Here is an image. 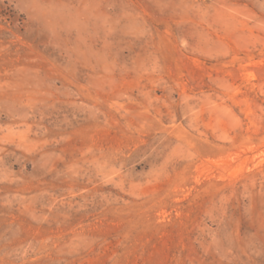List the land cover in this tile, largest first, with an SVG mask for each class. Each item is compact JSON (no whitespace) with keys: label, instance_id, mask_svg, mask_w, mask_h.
<instances>
[{"label":"rangeland","instance_id":"obj_1","mask_svg":"<svg viewBox=\"0 0 264 264\" xmlns=\"http://www.w3.org/2000/svg\"><path fill=\"white\" fill-rule=\"evenodd\" d=\"M0 264H264V0H0Z\"/></svg>","mask_w":264,"mask_h":264}]
</instances>
